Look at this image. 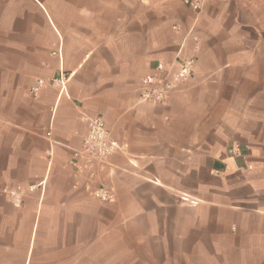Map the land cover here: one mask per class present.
<instances>
[{
	"label": "crops",
	"instance_id": "crops-1",
	"mask_svg": "<svg viewBox=\"0 0 264 264\" xmlns=\"http://www.w3.org/2000/svg\"><path fill=\"white\" fill-rule=\"evenodd\" d=\"M190 1L0 0V264H264V0ZM87 117L122 149L76 170Z\"/></svg>",
	"mask_w": 264,
	"mask_h": 264
},
{
	"label": "built area",
	"instance_id": "built-area-1",
	"mask_svg": "<svg viewBox=\"0 0 264 264\" xmlns=\"http://www.w3.org/2000/svg\"><path fill=\"white\" fill-rule=\"evenodd\" d=\"M185 5L194 11L199 10V3L196 1L185 0ZM195 59L184 58L174 64L158 62L152 72L143 76L140 80L139 101L163 105L170 95L185 83L192 75ZM61 83V79H51L46 82L38 80L32 88V92H37L46 85ZM87 131L81 140L79 150L73 153V157L68 164L76 170H81L79 159H84L87 164L101 162L111 154L120 151L122 147L111 139L110 132L104 120L100 117L86 119ZM32 191V187L29 188ZM22 193L21 188H17L16 193L10 192L8 195L13 198V203L19 207V197ZM94 197L100 202H109L110 195L105 188H99L93 193Z\"/></svg>",
	"mask_w": 264,
	"mask_h": 264
},
{
	"label": "rangeland",
	"instance_id": "rangeland-1",
	"mask_svg": "<svg viewBox=\"0 0 264 264\" xmlns=\"http://www.w3.org/2000/svg\"><path fill=\"white\" fill-rule=\"evenodd\" d=\"M188 7V6H187Z\"/></svg>",
	"mask_w": 264,
	"mask_h": 264
}]
</instances>
